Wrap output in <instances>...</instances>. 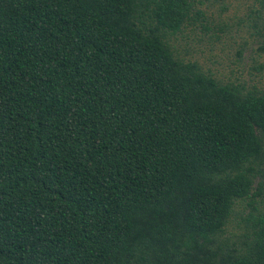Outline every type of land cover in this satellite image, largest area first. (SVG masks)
<instances>
[{"label": "trees", "instance_id": "obj_1", "mask_svg": "<svg viewBox=\"0 0 264 264\" xmlns=\"http://www.w3.org/2000/svg\"><path fill=\"white\" fill-rule=\"evenodd\" d=\"M204 1L0 0V264H264V89L171 44Z\"/></svg>", "mask_w": 264, "mask_h": 264}, {"label": "rangeland", "instance_id": "obj_2", "mask_svg": "<svg viewBox=\"0 0 264 264\" xmlns=\"http://www.w3.org/2000/svg\"><path fill=\"white\" fill-rule=\"evenodd\" d=\"M198 8L203 18L171 40L180 57L197 62L224 82L264 89V11L260 5L254 0H207ZM243 209L238 212L245 215L248 211ZM237 223L238 218L231 220L227 235L240 233Z\"/></svg>", "mask_w": 264, "mask_h": 264}]
</instances>
